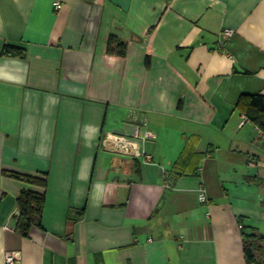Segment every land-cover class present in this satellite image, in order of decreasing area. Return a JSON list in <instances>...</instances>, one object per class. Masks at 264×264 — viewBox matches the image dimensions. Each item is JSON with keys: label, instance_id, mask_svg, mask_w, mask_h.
I'll list each match as a JSON object with an SVG mask.
<instances>
[{"label": "crops", "instance_id": "0c3cea01", "mask_svg": "<svg viewBox=\"0 0 264 264\" xmlns=\"http://www.w3.org/2000/svg\"><path fill=\"white\" fill-rule=\"evenodd\" d=\"M54 2L0 0V264H247L264 134L237 105L264 96V0ZM131 124L150 163L105 148ZM22 190L45 195L28 237Z\"/></svg>", "mask_w": 264, "mask_h": 264}, {"label": "trees", "instance_id": "16d2710c", "mask_svg": "<svg viewBox=\"0 0 264 264\" xmlns=\"http://www.w3.org/2000/svg\"><path fill=\"white\" fill-rule=\"evenodd\" d=\"M106 53L111 56L123 57L126 54L124 43L117 41L113 36L109 37L106 44ZM26 51L16 46H5L1 55L7 57L23 58ZM237 108L246 120L254 123L258 130L264 134V96H246L240 99ZM11 178L31 184H45L46 180L38 177H26L20 174H9ZM45 195L33 191L22 190L18 203V221L16 231L24 237H28L32 228H42L41 219L45 206ZM243 252L247 264H264V236L254 230L251 234H243Z\"/></svg>", "mask_w": 264, "mask_h": 264}, {"label": "built area", "instance_id": "2783aa9c", "mask_svg": "<svg viewBox=\"0 0 264 264\" xmlns=\"http://www.w3.org/2000/svg\"><path fill=\"white\" fill-rule=\"evenodd\" d=\"M63 4L60 0H55L54 9L55 11L61 10ZM233 31L225 30L224 35L230 37ZM143 126H145L143 124ZM154 135L145 131L142 134V128L138 125H125L119 130H113L105 135L103 141L105 148L111 152L122 154L129 157L141 158L143 162L150 163L151 156L145 151L144 144L147 141H152ZM208 201V196L205 194V190H201L199 193V202L204 204ZM19 211L17 212L18 215ZM4 261L6 264H17L18 254L14 252H8L5 254Z\"/></svg>", "mask_w": 264, "mask_h": 264}]
</instances>
